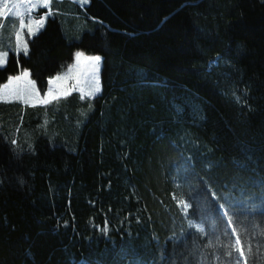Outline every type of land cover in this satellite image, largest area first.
<instances>
[{
	"label": "trees",
	"instance_id": "obj_1",
	"mask_svg": "<svg viewBox=\"0 0 264 264\" xmlns=\"http://www.w3.org/2000/svg\"><path fill=\"white\" fill-rule=\"evenodd\" d=\"M27 46L0 88L82 52L101 93L0 104V264H264V0L64 4Z\"/></svg>",
	"mask_w": 264,
	"mask_h": 264
},
{
	"label": "rangeland",
	"instance_id": "obj_2",
	"mask_svg": "<svg viewBox=\"0 0 264 264\" xmlns=\"http://www.w3.org/2000/svg\"><path fill=\"white\" fill-rule=\"evenodd\" d=\"M78 2L80 0H74ZM22 3L28 4L30 6H37L38 8H45L46 10H52L51 8H55V4L53 1L47 0V5H45V0H28L23 1ZM88 5V0H87ZM51 14H49L50 17ZM19 27V25H18ZM5 30V28L3 29ZM2 31L0 34L2 35ZM89 31L84 30L82 33ZM81 33V34H82ZM80 34V36H81ZM27 41V38H26ZM21 40H14L13 46L4 47L3 43L0 39V46L4 47L5 51L0 49V57H4L7 62L8 54L10 52H15L16 54H20L24 50V45H22ZM28 53V47H27ZM80 54L77 56V54ZM74 63L72 66L68 68V71L64 75V79H56L51 82L52 88L41 97L37 90L34 82L31 80L30 76H25L24 73L17 74L8 79V83L1 87L0 89V104L1 103H14L23 108H27L30 106H43L46 107L51 105L54 102H58L64 98L72 96L73 94H77L81 99H92L101 93V83H100V72L102 66V59L98 62H94L91 58L97 57L92 55H87L82 52L74 53ZM99 57V56H98ZM6 63L0 65V68L5 67ZM99 89V91H97ZM176 203L179 208L186 212L187 205L180 203V200L176 199ZM194 227H191L195 230H199V225L194 224Z\"/></svg>",
	"mask_w": 264,
	"mask_h": 264
},
{
	"label": "crops",
	"instance_id": "obj_3",
	"mask_svg": "<svg viewBox=\"0 0 264 264\" xmlns=\"http://www.w3.org/2000/svg\"><path fill=\"white\" fill-rule=\"evenodd\" d=\"M23 1L28 0H0V31L5 28L6 30L8 29L7 33L11 34L9 41H4V39L1 38V42L3 43L4 47L8 48L7 45H9V47L13 46L15 49L16 45H14V40H21L20 43L24 45V50L20 54L23 55H26L25 49L27 51L28 47L26 38H32L36 36L43 29L46 20L57 13V11H60L62 8H64V4L79 7L87 6V2H84V0H80L78 2H75L74 0H50L54 2L55 8H51L52 10H46L45 8H38L37 6H30L28 4L22 3ZM5 4L7 7H5ZM49 14H51L50 17ZM4 47L0 46V49L5 51ZM74 58L75 56H73L72 63L63 73L49 80L47 92L52 88L51 82L53 80L64 79V75L68 71V68L74 63ZM24 72L25 71H21L20 74Z\"/></svg>",
	"mask_w": 264,
	"mask_h": 264
},
{
	"label": "snow or ice",
	"instance_id": "obj_4",
	"mask_svg": "<svg viewBox=\"0 0 264 264\" xmlns=\"http://www.w3.org/2000/svg\"><path fill=\"white\" fill-rule=\"evenodd\" d=\"M84 2H87V0H84ZM46 5H47V0H45V5H44V6H46ZM5 7H7L6 4H5ZM25 54H27L26 49H25ZM79 55H80V54L78 53L77 56H79ZM91 59H92L94 62H98V61L100 60V57H98V56H97V57H92ZM4 63H6V59H5L4 57H0V65H3ZM24 75H25V76L28 75L27 71L24 72ZM97 91H99V89H97ZM237 99H239V98H237ZM180 203H181V204H184V201L181 200ZM221 207H224V205H221ZM225 214L229 215V223H231V222H232V220H231V214H230V213H225ZM219 223H221V224L223 223L222 218H219ZM189 226H190V227H194V226H195V225L193 224V222H192L191 219H189ZM199 230H200V231H204L203 228H199ZM105 231H107V229H105Z\"/></svg>",
	"mask_w": 264,
	"mask_h": 264
}]
</instances>
